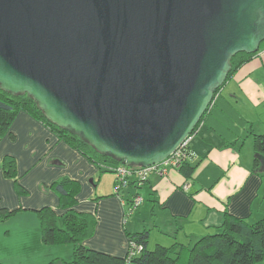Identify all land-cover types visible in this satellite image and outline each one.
<instances>
[{
	"label": "water",
	"instance_id": "obj_1",
	"mask_svg": "<svg viewBox=\"0 0 264 264\" xmlns=\"http://www.w3.org/2000/svg\"><path fill=\"white\" fill-rule=\"evenodd\" d=\"M263 41L264 0H0V88L149 167L190 137L233 57Z\"/></svg>",
	"mask_w": 264,
	"mask_h": 264
},
{
	"label": "crops",
	"instance_id": "obj_2",
	"mask_svg": "<svg viewBox=\"0 0 264 264\" xmlns=\"http://www.w3.org/2000/svg\"><path fill=\"white\" fill-rule=\"evenodd\" d=\"M229 86L231 93L226 92ZM258 121L262 124L258 133H262L264 45L217 93L196 133L198 141L193 140L195 152L189 158L197 165L193 176L185 177L178 168L169 169L165 175L152 172L141 187L128 185L119 193L114 190L109 198L100 199V207L108 204L97 213L88 197L98 195L102 169L62 140L40 118L20 111L10 129L0 135V211L12 212L0 221V264L71 261L72 244L48 245L43 237L39 240L38 211L44 207L57 213L59 226L67 212L97 213L95 232L84 245L117 256L126 255L131 232L148 230L150 249L157 244L191 246L203 235L219 231L225 213L251 221L261 212L253 222L263 218L264 175L253 170L254 148L245 154L242 148L245 142L242 147L225 145L241 140L245 131L252 132L253 138ZM6 155L15 158L16 178L4 174ZM62 178L77 183L72 188L75 197L79 183L86 191L71 206L63 205L67 199L62 201L54 188V183ZM17 183L22 188L16 187ZM135 194L141 195L144 202L128 215L127 200Z\"/></svg>",
	"mask_w": 264,
	"mask_h": 264
},
{
	"label": "trees",
	"instance_id": "obj_3",
	"mask_svg": "<svg viewBox=\"0 0 264 264\" xmlns=\"http://www.w3.org/2000/svg\"><path fill=\"white\" fill-rule=\"evenodd\" d=\"M263 42L260 47H262ZM255 54L256 53L247 54L241 52L235 55L232 59V69L229 72L227 80L243 64L251 60ZM223 85L216 91L215 97ZM209 108L190 135V140L184 148L186 155L181 160L182 162L178 167V170L187 178H191L197 168V165H193L189 161V158L192 157L195 152L192 147V142ZM20 111L29 112L40 118L47 126L57 133L62 140L67 142L71 147L77 149L90 161L97 164L103 172H113L110 167L123 164L121 161L107 154L99 153L78 134L52 123L44 115L35 100L29 95H13L1 88L0 135L6 133L10 129L14 119ZM225 145L241 147L244 145V140L237 139ZM253 145L255 152L253 170L262 172L264 175V166L262 162V159H264V132L253 133ZM131 167L139 166L131 165ZM3 169L7 177L16 178V161L13 156H5ZM74 184L77 185V183L69 178H62L54 183V188L60 194L62 201L68 200V202L66 200L63 203L64 206H71L76 202L75 192L72 190ZM133 184H136L138 187L135 179L134 182L131 180L129 182V185ZM16 187L19 189L22 188L19 183L16 184ZM136 195L138 194L133 195V197L127 200L129 202L128 205L132 203ZM11 213L12 212L9 210H1L0 221L7 219ZM38 215L41 223L42 237L46 244L56 245L73 243L74 259L71 262H64V264H178L179 261L183 259H187L189 264H256L264 259V218L251 222L246 218L225 213L224 222L221 227H219V231L203 235L191 246L179 243H175L171 246L157 244L155 248L150 249L148 248L150 237L148 230L131 232L128 233L129 240L142 244L143 249L137 255L129 257L127 253L125 256H117L84 245V241L90 238L96 229L97 217L94 213L67 212L63 216L61 226L56 222L57 213L50 207L40 209ZM55 262L56 261H53L49 264H55Z\"/></svg>",
	"mask_w": 264,
	"mask_h": 264
},
{
	"label": "built area",
	"instance_id": "obj_4",
	"mask_svg": "<svg viewBox=\"0 0 264 264\" xmlns=\"http://www.w3.org/2000/svg\"><path fill=\"white\" fill-rule=\"evenodd\" d=\"M190 138V137H189ZM186 139L181 146L168 158L160 162L159 164L149 166V167H131L129 165L120 164L117 166H112L110 169L115 174V191L119 193L123 188L129 185L131 179L135 178L138 187L142 186L147 180L148 176L152 172H158L165 175L169 169L178 168L181 164V160L186 155L184 148L190 139ZM144 202V199L141 195H136L133 198L132 203L128 207V215L132 214L138 207H140ZM143 249L142 244H138L135 241L129 240L127 254L129 257L137 255Z\"/></svg>",
	"mask_w": 264,
	"mask_h": 264
},
{
	"label": "rangeland",
	"instance_id": "obj_5",
	"mask_svg": "<svg viewBox=\"0 0 264 264\" xmlns=\"http://www.w3.org/2000/svg\"><path fill=\"white\" fill-rule=\"evenodd\" d=\"M264 45V42L262 44V46ZM257 75V74H256ZM230 92L231 93V88L230 86L228 87V90L226 89V92ZM235 93H238L237 91V87L235 89ZM255 128V132L258 133L259 132V129L258 128H262V124L258 121V123L255 124L254 126ZM242 139H244L245 141V145L242 147L243 148V151L245 152V154L247 153H250L251 152V149L254 148V145H253V138H252V132H249V131H245L242 135ZM195 141H198V138L195 139ZM193 144V142H192ZM255 153V152H254ZM99 175V174H98ZM102 177H101V180H100V183H99V186L96 190V192L98 193L97 196H93L92 197V194H91V197H88L89 199V204L92 206L91 208H95L97 207V213H98V209L100 208V211L105 209V207L107 206L108 203H105L103 204L101 207H100V199H104V198H109L110 197V194L111 193H114V186H115V177H113L114 175L110 172H103L101 173ZM86 191L83 189L82 187V183L80 184L79 183V186L77 188V191H76V199L77 197L79 199H82V195H85ZM93 193H94V189H93ZM98 197V198H96ZM87 204V208H88V205ZM96 213V215H97ZM261 215V212H259L254 218L258 217ZM264 215V214H263ZM99 217V215L97 216ZM253 218V220H255ZM264 218V216H263ZM253 220H251V222H253ZM22 229H24V225H22ZM41 225H40V222L39 220H37V228H36V231L39 232L38 233V238L40 240V238L42 237V233H41ZM45 244V243H44ZM73 245V243H70ZM62 245V244H61ZM66 245V244H65ZM74 247V245H73ZM73 255H74V249H73ZM74 259V257H72L71 261ZM70 261V262H71ZM56 262H59V261H56ZM178 264H189L187 259H183L181 261H179ZM256 264H264V259L257 262Z\"/></svg>",
	"mask_w": 264,
	"mask_h": 264
}]
</instances>
